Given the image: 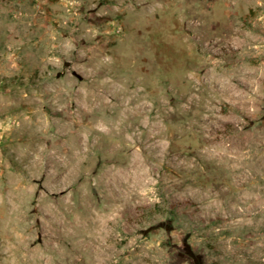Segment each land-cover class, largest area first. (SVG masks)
Segmentation results:
<instances>
[{"label":"rangeland","instance_id":"rangeland-1","mask_svg":"<svg viewBox=\"0 0 264 264\" xmlns=\"http://www.w3.org/2000/svg\"><path fill=\"white\" fill-rule=\"evenodd\" d=\"M0 264H264V0H0Z\"/></svg>","mask_w":264,"mask_h":264}]
</instances>
